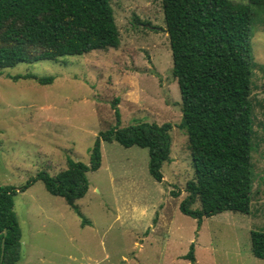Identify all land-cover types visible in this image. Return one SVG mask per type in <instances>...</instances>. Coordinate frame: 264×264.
I'll use <instances>...</instances> for the list:
<instances>
[{"label": "rangeland", "instance_id": "rangeland-1", "mask_svg": "<svg viewBox=\"0 0 264 264\" xmlns=\"http://www.w3.org/2000/svg\"><path fill=\"white\" fill-rule=\"evenodd\" d=\"M110 3L116 48L0 69V186H22L42 171L54 176L68 158L88 163L97 134L116 123L115 98L121 127L171 124L170 160L158 182L149 174L146 148L102 141L101 166L87 172L88 190L76 200L83 217L34 181L14 196L21 230L14 264H264L250 245V231H264V12L255 10L251 25L250 211H223L198 226L179 210L194 166L179 126L181 97L161 0ZM30 76L53 81L39 84ZM191 244L194 262L184 258Z\"/></svg>", "mask_w": 264, "mask_h": 264}, {"label": "trees", "instance_id": "trees-1", "mask_svg": "<svg viewBox=\"0 0 264 264\" xmlns=\"http://www.w3.org/2000/svg\"><path fill=\"white\" fill-rule=\"evenodd\" d=\"M161 4L172 75L181 97L179 126L186 131L194 166L179 210L196 219L198 226L204 217L223 211L247 214L255 134L251 25L255 10L264 12V0H161ZM119 42L110 0H0V69L116 48ZM30 77L39 84L53 81L52 76ZM111 107L116 123L97 134L88 163L68 158L67 167L54 176L42 171L22 186H0V264H14L20 258L14 196L34 181L41 180L50 194L64 198L83 217L75 202L88 190L87 172L101 166L102 141L146 148L149 174L162 181L161 166L170 160L171 124L121 127L118 98ZM195 203L199 207L193 208ZM250 243L253 256L264 260V231L251 230ZM184 258L195 261L193 244Z\"/></svg>", "mask_w": 264, "mask_h": 264}, {"label": "water", "instance_id": "water-1", "mask_svg": "<svg viewBox=\"0 0 264 264\" xmlns=\"http://www.w3.org/2000/svg\"><path fill=\"white\" fill-rule=\"evenodd\" d=\"M6 232L4 231V234H5ZM3 242H4V238L2 239V247H3ZM2 254H3V251H2V253H1V257H2Z\"/></svg>", "mask_w": 264, "mask_h": 264}, {"label": "crops", "instance_id": "crops-1", "mask_svg": "<svg viewBox=\"0 0 264 264\" xmlns=\"http://www.w3.org/2000/svg\"><path fill=\"white\" fill-rule=\"evenodd\" d=\"M76 203V202H75Z\"/></svg>", "mask_w": 264, "mask_h": 264}]
</instances>
